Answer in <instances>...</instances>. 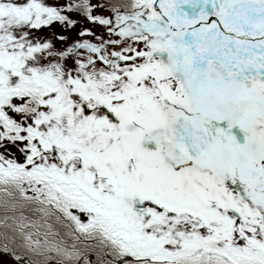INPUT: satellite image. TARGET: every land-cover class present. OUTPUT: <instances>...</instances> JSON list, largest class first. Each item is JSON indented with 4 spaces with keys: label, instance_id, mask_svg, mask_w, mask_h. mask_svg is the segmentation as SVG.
Wrapping results in <instances>:
<instances>
[{
    "label": "snow or ice",
    "instance_id": "obj_1",
    "mask_svg": "<svg viewBox=\"0 0 264 264\" xmlns=\"http://www.w3.org/2000/svg\"><path fill=\"white\" fill-rule=\"evenodd\" d=\"M0 264H264V0H0Z\"/></svg>",
    "mask_w": 264,
    "mask_h": 264
},
{
    "label": "rangeland",
    "instance_id": "obj_2",
    "mask_svg": "<svg viewBox=\"0 0 264 264\" xmlns=\"http://www.w3.org/2000/svg\"><path fill=\"white\" fill-rule=\"evenodd\" d=\"M43 32H44L43 34H49L50 32H55L57 34L64 33V34H67V35L72 36V37H74L76 35V32L74 30L69 31L67 29H63L58 24L54 25L50 30L44 29Z\"/></svg>",
    "mask_w": 264,
    "mask_h": 264
},
{
    "label": "trees",
    "instance_id": "obj_3",
    "mask_svg": "<svg viewBox=\"0 0 264 264\" xmlns=\"http://www.w3.org/2000/svg\"><path fill=\"white\" fill-rule=\"evenodd\" d=\"M44 33V32H43ZM46 33V32H45Z\"/></svg>",
    "mask_w": 264,
    "mask_h": 264
}]
</instances>
